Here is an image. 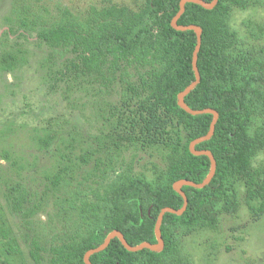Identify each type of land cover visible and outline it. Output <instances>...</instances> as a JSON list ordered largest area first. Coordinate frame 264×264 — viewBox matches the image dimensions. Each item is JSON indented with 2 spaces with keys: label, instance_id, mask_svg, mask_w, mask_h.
<instances>
[{
  "label": "trees",
  "instance_id": "16d2710c",
  "mask_svg": "<svg viewBox=\"0 0 264 264\" xmlns=\"http://www.w3.org/2000/svg\"><path fill=\"white\" fill-rule=\"evenodd\" d=\"M179 1L144 0L137 8L111 3L92 8L84 17L66 9L45 18L32 14L25 0H14L13 12L22 27L35 29L40 42L63 56L71 55L70 65L79 72L119 84L124 122L130 129L144 130L151 146H165L161 165L152 163L149 175H118L104 192L102 206L84 217L74 236L49 250L47 264H85L84 253L115 229L131 245L156 243L160 210L183 205L173 182L198 183L207 176L208 156L191 153L189 143L207 133L212 114H190L177 103L178 93L195 79L196 45L193 30H176L170 24ZM250 4V0H218L208 9L188 2L178 19L202 29L197 56L200 81L184 100L192 109L211 107L218 112L213 135L195 145L213 154L214 176L201 188L182 186L188 203L182 214H164L161 250L129 251L115 237L90 255L93 264H189L181 240L201 230H215L222 216L236 213L239 193L250 217L257 220L264 215V159L254 163L264 155V46L246 41L232 25L234 12ZM14 61L10 53L2 57L6 69ZM152 135L163 139H150ZM123 136L130 140L129 130L116 138L106 135L105 140L119 149ZM7 244L10 253H21L15 244ZM42 252L41 245L31 240L29 254L35 264H42Z\"/></svg>",
  "mask_w": 264,
  "mask_h": 264
},
{
  "label": "rangeland",
  "instance_id": "374dc122",
  "mask_svg": "<svg viewBox=\"0 0 264 264\" xmlns=\"http://www.w3.org/2000/svg\"><path fill=\"white\" fill-rule=\"evenodd\" d=\"M25 1L32 14L50 18L66 9L84 17L111 3L137 8L144 0ZM250 1L234 12L232 25L246 41L264 46V0ZM13 7L14 0H0V264H35L31 240L41 245L47 264L49 250L102 206L113 180L130 172L149 175L152 163L161 165L165 146H151L144 130L124 122L119 84L79 72L71 55L22 27ZM8 53L15 64L6 69ZM126 130L130 140L123 136L119 149L105 140ZM263 159L260 154L254 163ZM239 200L236 213L222 216L215 230L181 240L189 264H264V215L250 217L242 193ZM9 241L20 254L7 250Z\"/></svg>",
  "mask_w": 264,
  "mask_h": 264
},
{
  "label": "water",
  "instance_id": "95a60500",
  "mask_svg": "<svg viewBox=\"0 0 264 264\" xmlns=\"http://www.w3.org/2000/svg\"><path fill=\"white\" fill-rule=\"evenodd\" d=\"M188 2H192V3H197L199 5H201L204 8H208L211 9L213 8L218 0H211V1H206V0H180L179 1V9H177V13L175 15H173L170 24L173 28H175L176 30H193L196 34V45L195 48L193 49V54H192V69L195 75V79L189 84L187 85L185 88H183L182 91H180L177 95V103L178 105L184 109L186 112L190 113V114H201V113H211L212 114V119L209 125V129L207 131V133H205L202 136H199L195 139H193L190 143H189V150L191 153L195 154V155H207L209 160H210V170L208 171L207 176L201 181V182H194L192 180L189 179H179L176 180L175 182H173L172 184V188L177 191L183 198V205L179 208H173L168 206L163 207L160 212L157 215L156 221H155V227H154V232H155V236H156V243H151V242H142L139 243L138 245H131L127 242L126 238L124 237L123 233L117 229L113 230L112 232H110L106 238L104 239L103 242H101L100 245H98L97 247H93L88 249L83 256V260L85 264H93L90 261V255L99 252L103 249H105L109 242L117 237L121 244L129 251H138L144 248L153 250V251H159L164 247V240L161 234V223L163 220V216L166 212H170V213H174V214H182L183 211L186 209L187 203H188V199H187V195L185 193V191L182 189L183 185H190L193 187H197V188H201L204 187L205 185L208 184V182H210V180L212 179V177L215 174V170H216V160L213 156V154L207 150V149H196L195 145L205 141L207 139H209V137H211L214 133V128H215V124L216 121L218 119V112L213 109V108H202V109H192L190 108L185 100L184 97L185 95H187L192 88H194L197 83L200 81V73H199V69L197 66V56H198V49L200 48V44H201V33H202V29L199 25L197 24H180L178 23V19L179 17L182 15V13L185 10V6L186 3Z\"/></svg>",
  "mask_w": 264,
  "mask_h": 264
}]
</instances>
